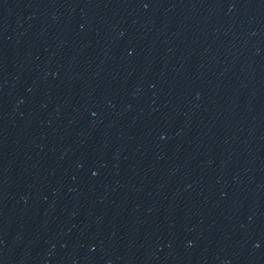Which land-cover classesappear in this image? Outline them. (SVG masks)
<instances>
[{"label":"water","instance_id":"1","mask_svg":"<svg viewBox=\"0 0 264 264\" xmlns=\"http://www.w3.org/2000/svg\"><path fill=\"white\" fill-rule=\"evenodd\" d=\"M0 264H264V0H0Z\"/></svg>","mask_w":264,"mask_h":264}]
</instances>
